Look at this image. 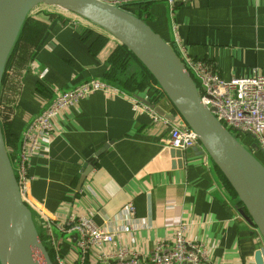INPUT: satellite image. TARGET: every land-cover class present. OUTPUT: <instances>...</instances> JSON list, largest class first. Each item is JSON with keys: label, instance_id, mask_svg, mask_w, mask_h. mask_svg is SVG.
<instances>
[{"label": "crops", "instance_id": "obj_1", "mask_svg": "<svg viewBox=\"0 0 264 264\" xmlns=\"http://www.w3.org/2000/svg\"><path fill=\"white\" fill-rule=\"evenodd\" d=\"M179 1L168 11L159 1L133 5L134 13L145 10L147 23L179 58L204 61L223 80L247 77L254 70L264 74V0ZM39 6L25 20L0 88L4 102L13 108L8 126L13 142L6 145L9 158L15 154L10 158L13 165L32 117L56 93L89 79L104 80L108 58L118 47L111 35L81 17L56 6ZM130 72L136 80L143 74L135 62ZM147 81L130 93L89 94L63 110L51 139H42L29 159L21 193L41 240L47 243V221L54 233L72 217L88 216L96 226L119 232L105 249L121 247L147 257L184 223L186 236L200 241L216 263L254 264L251 259L262 247L260 236L239 216L240 204L226 184L232 199L220 191L207 155L188 149L178 166L167 146L174 126L158 114L154 120L130 101L129 96L137 94L183 125L155 81ZM246 136L250 146L240 141L253 145L264 163L254 139ZM84 170L88 171L75 191ZM129 201L132 214L125 212ZM126 224L130 230L125 233L121 229ZM55 235L64 263L78 264L76 245ZM97 253L86 256L85 264L97 259Z\"/></svg>", "mask_w": 264, "mask_h": 264}, {"label": "water", "instance_id": "obj_2", "mask_svg": "<svg viewBox=\"0 0 264 264\" xmlns=\"http://www.w3.org/2000/svg\"><path fill=\"white\" fill-rule=\"evenodd\" d=\"M154 1L163 2L168 11L170 6L166 0H147L145 3ZM178 2L175 0L173 5ZM40 4L69 11L106 31L148 71L181 118L182 124L195 133L200 149L196 151L197 147L191 148L193 153L207 155L208 167L220 191L231 200L232 195L224 184L231 188L240 204L237 208L239 216L256 229L262 247L256 250L251 260L254 264H264V163L252 151L253 145L248 147L243 144L200 101L196 83L170 43L137 14L105 0H0V88L7 62L25 20L31 10ZM132 96L174 127H181L173 115L164 113L137 94ZM168 149L170 156L178 159L176 163L180 166L186 151ZM87 171L82 172L75 191L80 189ZM54 233L70 239L72 244H76L79 238L76 230L68 233L54 230ZM0 264H53L31 210L22 200L1 122Z\"/></svg>", "mask_w": 264, "mask_h": 264}, {"label": "built area", "instance_id": "obj_3", "mask_svg": "<svg viewBox=\"0 0 264 264\" xmlns=\"http://www.w3.org/2000/svg\"><path fill=\"white\" fill-rule=\"evenodd\" d=\"M109 3L129 9L130 6L145 4L147 0H106ZM173 6L175 0H166ZM133 12V11H132ZM181 59V58H180ZM190 76L197 85L200 101L207 106L213 115L228 129L251 135L255 145L264 155V74L258 70L247 77L223 80L206 62L184 57L181 59ZM45 74V70L39 77ZM101 91L106 95H119L125 92L116 85L101 79H89L79 85L63 90L55 96L27 123L17 146L15 163L16 179L22 193L28 180L27 166L30 157L41 147L42 139L50 140L55 122L60 113L67 107L75 105L89 94ZM130 101L136 108L149 111L153 119L159 116L147 105L133 96ZM236 135V134H235ZM167 146L182 151L199 147L195 133L186 127H172L167 139ZM200 148V147H199ZM125 212L133 213V204L126 203ZM47 246L51 249L53 264H65L61 256L56 235L47 221ZM62 233L76 230L79 238L76 248L79 253L78 264H85V258L93 250L97 251L91 264H222L208 257L204 245L200 241L186 236V225L178 224L169 242H158L147 257L140 256L136 251L117 248L113 251L105 249L119 237V232L105 230L94 224L88 216L72 217ZM128 224L122 226V232H128ZM264 256V253H263Z\"/></svg>", "mask_w": 264, "mask_h": 264}, {"label": "trees", "instance_id": "obj_4", "mask_svg": "<svg viewBox=\"0 0 264 264\" xmlns=\"http://www.w3.org/2000/svg\"><path fill=\"white\" fill-rule=\"evenodd\" d=\"M136 14L146 21L147 15L145 13V10H140L136 12ZM117 45L118 47L111 52L108 58V69L106 75L104 76V81L116 85L122 91L128 93L134 91V89L136 88H142L147 80H152L153 78L148 73V71L137 61V59L132 55V53L127 50L125 46H123L119 42ZM131 62H135L137 65L140 66L141 71H143V74H141L140 76V80H136L135 78H133V74L130 72ZM38 90H41L40 87H38ZM4 101L5 99H3L0 94V122L4 140L7 145L9 144V142H13L11 139V135H9L8 133V126L10 122L9 117L11 116L13 108L11 107V104H6ZM14 156L15 154L11 155L10 158H14ZM219 175L224 181L223 176L221 174ZM226 186L231 191V193H233V191L227 184ZM45 246L50 258H52L51 249L46 244Z\"/></svg>", "mask_w": 264, "mask_h": 264}, {"label": "rangeland", "instance_id": "obj_5", "mask_svg": "<svg viewBox=\"0 0 264 264\" xmlns=\"http://www.w3.org/2000/svg\"><path fill=\"white\" fill-rule=\"evenodd\" d=\"M40 7H41V6L37 5V6L33 9V11L36 10V9H39ZM135 7H136V6H130L129 9L133 10V12H134V11H135ZM146 22H147V21H146ZM133 68H135V66H133ZM135 69H137V68H135ZM234 134H236V136H237L238 138H240L243 142H245L246 144H248V145L250 146L251 142H249L250 139L246 136L247 134L241 133V132H239V131L234 132ZM252 151H253V152H254L259 158L262 159V155L259 153V151H258L257 149H253V148H252Z\"/></svg>", "mask_w": 264, "mask_h": 264}]
</instances>
